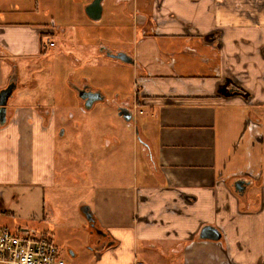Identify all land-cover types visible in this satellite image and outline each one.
Returning <instances> with one entry per match:
<instances>
[{"label": "crops", "instance_id": "0c3cea01", "mask_svg": "<svg viewBox=\"0 0 264 264\" xmlns=\"http://www.w3.org/2000/svg\"><path fill=\"white\" fill-rule=\"evenodd\" d=\"M134 8L138 47L149 45L152 55L142 59L133 50L134 94L120 102L117 95L111 107L119 115L133 104V123L143 117L142 166L134 181L100 183L82 202V217L92 213L108 240L92 236L89 254L68 245L73 264H264V0H159L151 6L137 0ZM148 16L157 35H144ZM37 17L18 24L0 20V91L21 81L18 70L5 76V62L17 68L18 58L42 54L63 32L56 20ZM220 32L222 49L211 39ZM28 84L27 93L10 99L7 123L0 125V185L45 190L59 177L57 110H72L87 83L71 88V96L38 103L31 93L36 81ZM241 180L247 183L243 194L235 189ZM0 206V226L9 227L14 213ZM206 227L216 228L221 240L201 239ZM41 232L60 251L55 235Z\"/></svg>", "mask_w": 264, "mask_h": 264}, {"label": "rangeland", "instance_id": "374dc122", "mask_svg": "<svg viewBox=\"0 0 264 264\" xmlns=\"http://www.w3.org/2000/svg\"><path fill=\"white\" fill-rule=\"evenodd\" d=\"M153 2L159 4V0H147L149 6ZM90 3L91 0H2L0 11V20L4 23L32 21V17L38 18L40 14V19L44 18L47 23L52 24L56 20L63 25V32L52 36L54 47L46 46L38 56L18 58L17 68L4 63L5 76L17 70L21 75L14 97L17 93H27L28 83L33 81H36L31 89L34 103L44 102L48 96L55 94L59 98L71 96V88L84 82L92 90L107 96L91 110L82 111L84 104L79 109V99H73L70 104L72 110L60 107L57 110V162L54 171L59 177L56 187L41 190L0 185V202H3L4 210L14 213L15 217L8 226L30 227L39 233L49 229L55 235L60 255L67 264H73L68 245L80 254H89L92 247L89 225L80 211L82 205L92 198L94 188L105 181L118 184L124 178L134 181L143 161L142 143L138 139L139 123L143 117L128 124L111 107L117 95L120 96L119 102L126 97L132 98L138 69L102 55L104 51L132 52L135 48L142 54V59L152 55L149 45L138 47L133 15L137 0L135 6L133 0H105L100 22L86 17L85 8ZM127 11L131 13L126 14ZM148 23L147 32L154 28L153 16H148ZM223 38L221 32L220 37L211 38L214 40L212 47L222 49L224 41H220ZM45 41L47 44L50 40ZM240 80L238 82L234 78L239 84ZM130 107L122 108L133 112ZM262 121L264 126V117ZM109 141L112 142L110 146ZM49 204L59 211L58 216L50 212ZM44 208L49 210V221L43 217ZM0 217V224H3L2 215Z\"/></svg>", "mask_w": 264, "mask_h": 264}, {"label": "built area", "instance_id": "2783aa9c", "mask_svg": "<svg viewBox=\"0 0 264 264\" xmlns=\"http://www.w3.org/2000/svg\"><path fill=\"white\" fill-rule=\"evenodd\" d=\"M144 35L149 32L157 35L158 27L154 26L151 31L145 29ZM222 37V36H221ZM223 42V39L220 41ZM48 46H55L50 44ZM190 53L195 52L191 48H187ZM158 62L164 64V60L157 59ZM176 60L174 57L169 58L170 66H174ZM215 74L219 75V70H215ZM252 98L250 97L249 100ZM0 215L2 208L0 206ZM0 264H67L61 257L58 247L48 238H45L37 230L30 228L12 229L7 226H0Z\"/></svg>", "mask_w": 264, "mask_h": 264}, {"label": "water", "instance_id": "95a60500", "mask_svg": "<svg viewBox=\"0 0 264 264\" xmlns=\"http://www.w3.org/2000/svg\"><path fill=\"white\" fill-rule=\"evenodd\" d=\"M105 0H93L89 5L85 8V13L87 17L93 22H100L103 18L104 14V6L103 3ZM110 58L114 60L121 61L125 64L134 65L135 60L126 53L119 54H107ZM18 84L16 82H11L6 88L0 91V125L4 126L7 123V114H8V104L10 99L13 97L14 93L17 90ZM89 88L86 87L84 89L78 90L79 99L84 102V108L87 110L93 109L94 105L98 102L104 101V96L100 92L89 91ZM119 116L123 118V120L131 124L134 120V115L131 111L126 108L119 109ZM247 188V183L243 180L236 182L235 189L240 194H243ZM93 218L92 213L88 215V219L91 220ZM222 238L221 233L214 227H206L201 233V239L203 240H213L220 241Z\"/></svg>", "mask_w": 264, "mask_h": 264}, {"label": "flooded vegetation", "instance_id": "af4514ba", "mask_svg": "<svg viewBox=\"0 0 264 264\" xmlns=\"http://www.w3.org/2000/svg\"><path fill=\"white\" fill-rule=\"evenodd\" d=\"M151 33V32H150ZM153 34V33H152ZM108 53H111V54H119V53H126V54H128L129 56H131L134 60H135V58L133 57V51L132 52H130V51H125V50H121V51H117V52H113V51H104L103 53H102V55L103 56H106V57H108L109 59H112V58H110L107 54ZM112 60H114V59H112ZM114 61H116V62H118V63H123V62H121V61H118V60H114ZM125 64V63H124ZM128 65H130V64H128ZM134 65H136V61H135V64ZM86 87H88L89 89V91H94V92H97L95 89H91L88 85H86V86H83L82 88H79V89H84V88H86ZM78 89V90H79ZM101 93V92H100ZM104 100H105V98H104ZM103 102V101H102ZM83 104H84V102H83ZM122 108V107H121ZM84 110L83 111H86V109L85 108H83ZM126 109H128V108H126ZM133 113V112H132ZM134 115V114H133ZM122 118V117H121ZM123 119V118H122ZM134 120H135V118H134ZM133 120V121H134ZM88 215H91L90 214V212H86L85 213V218H86V220H87V222H88V225H89V230H90V232H91V235L94 237V239H98L100 242L101 241H103V242H107V240H108V234H106V232H104V231H102V230H100L99 229V227H98V225L96 224V222H95V220H94V217L93 218H91V220H89L88 219ZM93 216V215H92Z\"/></svg>", "mask_w": 264, "mask_h": 264}]
</instances>
